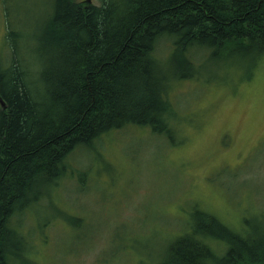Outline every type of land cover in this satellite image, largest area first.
<instances>
[{
	"label": "trees",
	"instance_id": "1",
	"mask_svg": "<svg viewBox=\"0 0 264 264\" xmlns=\"http://www.w3.org/2000/svg\"><path fill=\"white\" fill-rule=\"evenodd\" d=\"M35 23L33 32L17 30L6 15L0 264L24 261V214L66 174L77 145L128 123L170 136L168 92L194 75L197 58L242 64L255 50L264 55V0H50ZM197 215L157 264H264V229L239 232L206 211Z\"/></svg>",
	"mask_w": 264,
	"mask_h": 264
},
{
	"label": "rangeland",
	"instance_id": "2",
	"mask_svg": "<svg viewBox=\"0 0 264 264\" xmlns=\"http://www.w3.org/2000/svg\"><path fill=\"white\" fill-rule=\"evenodd\" d=\"M5 2L8 10L0 0V67L9 57L6 15L17 30L33 32L50 7V0ZM260 51L242 64L197 58L192 77L170 83V136L128 123L103 132L92 145H77L67 155L66 174L45 185L43 197L24 214L26 246L20 245L24 261L18 264H157L167 259L165 248L177 235L197 222L199 210L239 232L262 231Z\"/></svg>",
	"mask_w": 264,
	"mask_h": 264
},
{
	"label": "water",
	"instance_id": "3",
	"mask_svg": "<svg viewBox=\"0 0 264 264\" xmlns=\"http://www.w3.org/2000/svg\"><path fill=\"white\" fill-rule=\"evenodd\" d=\"M0 101H1V105H4V102H3V100H2V99H0Z\"/></svg>",
	"mask_w": 264,
	"mask_h": 264
}]
</instances>
